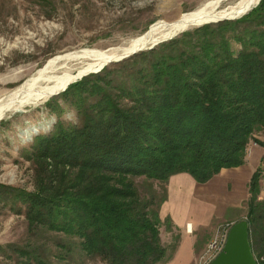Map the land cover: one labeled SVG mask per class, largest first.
Wrapping results in <instances>:
<instances>
[{
  "label": "trees",
  "instance_id": "trees-1",
  "mask_svg": "<svg viewBox=\"0 0 264 264\" xmlns=\"http://www.w3.org/2000/svg\"><path fill=\"white\" fill-rule=\"evenodd\" d=\"M116 69L103 67L62 91L77 122L57 121L33 138L24 150L33 189L0 183V203L22 213L30 232L77 237L82 252L105 264H165L171 254L159 230L170 218L163 222L159 208L166 188L155 201V192L140 195L135 178L152 187L187 173L204 183L243 164L250 141L264 146L256 137L264 135V0L240 18L182 31ZM263 161L247 185L256 256L264 251ZM13 247L26 264H47L33 248Z\"/></svg>",
  "mask_w": 264,
  "mask_h": 264
},
{
  "label": "rangeland",
  "instance_id": "rangeland-1",
  "mask_svg": "<svg viewBox=\"0 0 264 264\" xmlns=\"http://www.w3.org/2000/svg\"><path fill=\"white\" fill-rule=\"evenodd\" d=\"M211 1L0 0V100L13 94L21 86L24 95L22 97L26 99V95L33 96L52 86L54 77L63 76L67 72L76 73L79 65L90 62V59L72 58L66 68L40 73L54 57L83 49H126L138 38L151 32L156 23L208 7ZM237 1L222 0L214 9H222ZM258 3L240 16L223 20L240 18ZM200 25L182 31L192 30ZM166 36L169 35L164 37ZM161 38L163 37L156 36L157 40ZM132 56L109 62L103 67L117 70L119 62ZM83 76L75 78L72 82L80 80ZM62 91L64 89L38 103L32 101L33 97H27L22 108L8 112L0 118V183L26 190L33 189V166L31 161L25 158L24 150L30 147L36 135L49 133L57 121L65 125L74 124L78 120L75 109L64 100ZM256 137L264 140V135L260 133ZM187 178L182 183L183 191L178 188L177 182L171 186L172 177L166 183L151 182L152 187H149V181L137 177L135 184L141 196L155 192V201L159 200L163 194L162 190L166 188V199L159 208V215L164 222L166 216L172 218L169 208L171 205L182 202L190 204L193 200L194 204L198 202V198L195 200L191 197L192 193L195 194L193 187L197 186V182L191 177ZM178 189L181 192L177 193ZM236 213L237 211L228 208L225 218L230 219ZM228 221L221 224L229 223L231 226L236 222ZM171 226L169 219L160 225L159 231L161 243L172 258L178 248L180 234ZM213 232H210L208 237L212 236ZM196 240L192 248L193 256L188 264H196L205 247L201 250V230L198 231ZM78 242L77 237L46 229L30 232L22 213L13 211L10 204L0 203V264H26L23 257L14 252V245L33 248L47 264H105L97 257L82 252Z\"/></svg>",
  "mask_w": 264,
  "mask_h": 264
},
{
  "label": "crops",
  "instance_id": "crops-1",
  "mask_svg": "<svg viewBox=\"0 0 264 264\" xmlns=\"http://www.w3.org/2000/svg\"><path fill=\"white\" fill-rule=\"evenodd\" d=\"M262 156H264V147L253 141L249 142L246 147L243 164L235 167L222 168L219 173L208 181L197 183L196 185L199 187H193L195 194L191 192V197L195 200L198 198L196 204H194L193 200L190 204H184L182 202L169 207L171 208L170 215L172 217L170 218L169 216L172 223L171 228L180 234V242L173 257L165 264L190 263L193 256L192 248L197 241L199 230H201L202 250L211 237V235L209 237L208 235L210 232L212 233L218 225L223 222H229L228 220L237 221L246 217V200L248 197L247 185L253 171L261 165ZM262 174L263 176L259 181L260 189L258 199L260 200H264V170ZM171 177V186L174 182H177L178 188L183 191V180L188 179V182L189 178L187 177L191 176L187 173H179ZM179 189L177 193L181 192ZM189 196L187 193V197ZM228 208L237 211L230 219L225 218V212ZM254 256L256 255L254 254Z\"/></svg>",
  "mask_w": 264,
  "mask_h": 264
},
{
  "label": "bare ground",
  "instance_id": "bare-ground-1",
  "mask_svg": "<svg viewBox=\"0 0 264 264\" xmlns=\"http://www.w3.org/2000/svg\"><path fill=\"white\" fill-rule=\"evenodd\" d=\"M221 1L222 0H212L208 7L199 8L195 11L180 14L156 23L154 26H152V29L150 30L151 32L146 33L142 37L138 38L126 49L115 48L111 51L95 48L83 49L54 57L49 60V63L46 67L40 70V73L44 74L52 70L66 68L70 63L69 61L73 60L72 58L90 59V62L79 65L76 68V73L67 72L65 74L63 72V76H56L52 79V86L42 89L33 96H31L32 94L26 95L25 98L27 99V97H33L32 101L34 103H38L40 100H44L45 98L47 99V97L51 96L55 92L62 90L80 74L89 70H96L108 60L117 59L123 53L130 52L135 48L149 45L153 41H157L156 36H161L164 38L165 35H170L175 31L197 26L221 17L240 16L241 14L248 11L254 4H256L258 0H238L237 2L229 4L222 9H214V6L219 4ZM22 88V86L19 87L13 92V94L5 96L2 98V100H0V118L6 115L8 112L16 111L23 107L26 99L22 97L24 96Z\"/></svg>",
  "mask_w": 264,
  "mask_h": 264
},
{
  "label": "water",
  "instance_id": "water-1",
  "mask_svg": "<svg viewBox=\"0 0 264 264\" xmlns=\"http://www.w3.org/2000/svg\"><path fill=\"white\" fill-rule=\"evenodd\" d=\"M227 18H234V17H221L216 20H211L210 22L223 20ZM205 23H208V22H205ZM182 30L173 32L169 36L161 38L157 41H154L149 45L141 46V47L133 49L130 52L123 53L117 59L108 60L106 63L101 65L96 70L86 71L80 74L78 77L86 75L90 72L99 71L104 65H106L109 62H113V61L116 62L126 57H129L131 55H134L137 52L152 49L156 44L170 39L171 37H173L175 34H177L178 32ZM66 87L67 86H65L63 89H65ZM208 264H256L255 256L252 252L250 241H249V223L246 217H243L237 220L229 227L227 236H226V239H225V242L223 244L221 251Z\"/></svg>",
  "mask_w": 264,
  "mask_h": 264
},
{
  "label": "built area",
  "instance_id": "built-area-1",
  "mask_svg": "<svg viewBox=\"0 0 264 264\" xmlns=\"http://www.w3.org/2000/svg\"><path fill=\"white\" fill-rule=\"evenodd\" d=\"M229 223L220 224L207 241L203 251L199 254L196 264H208L222 249L225 242ZM256 264H264V251L255 256Z\"/></svg>",
  "mask_w": 264,
  "mask_h": 264
}]
</instances>
